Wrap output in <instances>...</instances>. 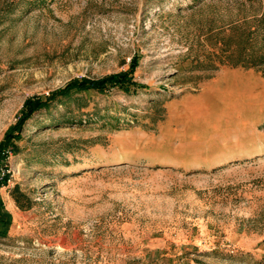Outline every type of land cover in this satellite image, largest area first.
<instances>
[{"label":"rangeland","instance_id":"rangeland-1","mask_svg":"<svg viewBox=\"0 0 264 264\" xmlns=\"http://www.w3.org/2000/svg\"><path fill=\"white\" fill-rule=\"evenodd\" d=\"M133 56L26 121L0 264H264V0H0V139Z\"/></svg>","mask_w":264,"mask_h":264},{"label":"trees","instance_id":"trees-1","mask_svg":"<svg viewBox=\"0 0 264 264\" xmlns=\"http://www.w3.org/2000/svg\"><path fill=\"white\" fill-rule=\"evenodd\" d=\"M260 63H264V56ZM138 59L133 56L129 66L125 70L110 73L100 78H73L64 86L51 90L45 96L33 95L25 99L21 111L13 124H11L0 139V189L7 185L11 172L9 170V156L16 149V142L22 138V131L26 121L34 113L41 110H49L57 107L69 98L73 93L94 89L104 92L113 87L130 91L142 86L134 79V71L137 67ZM16 189V186L14 187ZM11 216L5 209L4 202L0 195V236H5L9 230Z\"/></svg>","mask_w":264,"mask_h":264}]
</instances>
